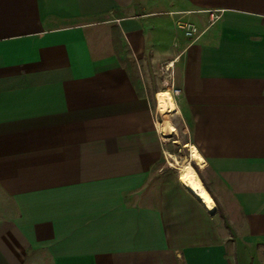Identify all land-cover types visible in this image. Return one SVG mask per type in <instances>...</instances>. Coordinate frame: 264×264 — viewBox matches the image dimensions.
Instances as JSON below:
<instances>
[{"label":"crops","instance_id":"1","mask_svg":"<svg viewBox=\"0 0 264 264\" xmlns=\"http://www.w3.org/2000/svg\"><path fill=\"white\" fill-rule=\"evenodd\" d=\"M167 59L214 213L162 172ZM0 264H264V0H0Z\"/></svg>","mask_w":264,"mask_h":264},{"label":"rangeland","instance_id":"2","mask_svg":"<svg viewBox=\"0 0 264 264\" xmlns=\"http://www.w3.org/2000/svg\"><path fill=\"white\" fill-rule=\"evenodd\" d=\"M181 14L180 12L179 15ZM175 26L177 31H181L185 36L182 29L177 24ZM170 62L169 59L165 61L153 60L149 65V74H144L147 94L154 108L155 122L157 124L158 121V129L160 128L159 131L163 134H161L164 141L162 172L168 170L179 179L181 165L189 159L205 185L204 180H206L208 173L205 168H200L192 160L193 149L189 127L178 106V95L181 93V89L175 80L174 65L167 67ZM172 94H174L175 99ZM166 124H169L170 127H167ZM227 220L225 219L224 223L227 224Z\"/></svg>","mask_w":264,"mask_h":264},{"label":"bare ground","instance_id":"3","mask_svg":"<svg viewBox=\"0 0 264 264\" xmlns=\"http://www.w3.org/2000/svg\"><path fill=\"white\" fill-rule=\"evenodd\" d=\"M172 97L175 99L174 94H172ZM166 126L170 127L169 124H166ZM180 170L179 180L182 185L195 195L210 212L214 213L217 208L216 203L200 179L191 161L189 159L184 161Z\"/></svg>","mask_w":264,"mask_h":264},{"label":"built area","instance_id":"4","mask_svg":"<svg viewBox=\"0 0 264 264\" xmlns=\"http://www.w3.org/2000/svg\"><path fill=\"white\" fill-rule=\"evenodd\" d=\"M210 13V21L211 23L219 19L222 15V11H209ZM176 24L182 29L184 32L185 36L190 39V42H193L199 38L201 35L202 31L199 30L197 25L190 20H185L183 18H178L176 20ZM173 62L171 61L168 66H172ZM169 68V67H168ZM179 91V90H178Z\"/></svg>","mask_w":264,"mask_h":264}]
</instances>
